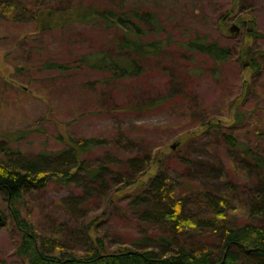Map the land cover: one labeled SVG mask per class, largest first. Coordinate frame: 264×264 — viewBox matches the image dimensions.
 I'll return each instance as SVG.
<instances>
[{
  "label": "rangeland",
  "instance_id": "1",
  "mask_svg": "<svg viewBox=\"0 0 264 264\" xmlns=\"http://www.w3.org/2000/svg\"><path fill=\"white\" fill-rule=\"evenodd\" d=\"M18 1L26 8L33 2ZM50 1L150 10L162 29L156 33L148 26L147 38L168 40L157 56L139 60L137 74L113 77L81 62L90 53L113 52L119 42V31L102 20L42 31L34 21L0 15V163L11 156L12 146L38 158L65 147L69 137L105 140L85 155L89 169L101 168L98 180H88L80 170L69 183L54 180L27 193L19 206L37 231L52 236L63 224L65 231L57 236L69 252L89 245L84 246V236L95 216H103L96 233L106 237L112 250L147 233H161L159 221H148L129 205L134 185L112 201L119 180L115 170L131 175L128 161L135 157L161 158V169L147 170L144 182L162 170L183 193H226L236 207L234 219L247 220L254 195L264 190L223 132L235 133L264 154V0ZM256 30L257 36L248 34ZM199 36L217 40L232 54L216 64L206 53L184 46ZM243 44L251 47L247 57L240 56ZM253 56L255 68L249 67ZM52 61L66 68L47 67ZM217 118L220 130L203 125ZM44 157L54 165V158ZM8 202L0 196L7 219L0 228V264H26L16 251L21 234ZM186 202L192 204V197Z\"/></svg>",
  "mask_w": 264,
  "mask_h": 264
},
{
  "label": "trees",
  "instance_id": "2",
  "mask_svg": "<svg viewBox=\"0 0 264 264\" xmlns=\"http://www.w3.org/2000/svg\"><path fill=\"white\" fill-rule=\"evenodd\" d=\"M69 5L67 2L33 0L31 8H26L18 0H5L0 2V15H9L13 21L20 18L23 22L34 21L36 29L42 31L72 21L102 20L119 31V42L113 52L90 53L84 55L81 62L109 71L113 77L137 74L142 69L139 60L157 56L167 44L168 39L147 38L151 30L148 26L154 28L156 33L162 29L153 11L110 4ZM257 33L256 30L248 34L257 36ZM184 46L188 50L206 53L216 64L224 62L232 54L228 46L200 36L189 39ZM250 51L251 47L243 44L240 56L247 57ZM257 65V59L253 56L249 67L255 68ZM46 66L66 68L65 64L55 61L47 62ZM204 124L207 129H221L218 118ZM5 136L15 138L13 135ZM223 136L229 146L241 152L248 170L254 173L256 184L264 190V154L233 132H223ZM65 141V147L43 152L38 158H30L12 146L9 148L11 156L0 163V196L9 201L11 219L21 234L16 251L27 259L26 264H264V192L254 195L256 203L251 205L249 217L238 223L231 215L236 207L230 205L231 197L226 193L220 195L205 190L193 192V195L183 193L171 185L162 170L144 182L142 177L147 170L155 165L161 169V158L158 156L129 159L128 164L133 170L131 175H125L123 170H115L119 180L113 187L112 201L118 198L123 189H130L134 185L128 196L129 205L148 221H159L161 233H147L139 239L123 242L112 250L106 237L96 233L103 216H95L84 236V246L87 242L89 245L81 252H69L64 248L62 237L57 236L65 231L63 224L56 227L52 236L41 235L19 206L27 193L36 188L42 189L54 180L69 183L79 175L80 170L90 181L98 180L101 174L100 167L89 169L86 166L85 155L94 147L104 144V138L69 137ZM44 156L54 158V165L49 166L50 163L43 160ZM188 197H192V204L186 202ZM189 206L192 208L187 210ZM6 224L4 207L0 204V228Z\"/></svg>",
  "mask_w": 264,
  "mask_h": 264
},
{
  "label": "water",
  "instance_id": "3",
  "mask_svg": "<svg viewBox=\"0 0 264 264\" xmlns=\"http://www.w3.org/2000/svg\"><path fill=\"white\" fill-rule=\"evenodd\" d=\"M172 147L175 148V145L173 144Z\"/></svg>",
  "mask_w": 264,
  "mask_h": 264
}]
</instances>
